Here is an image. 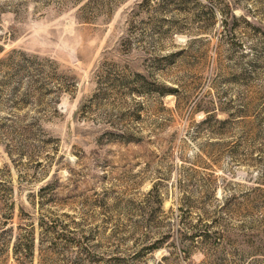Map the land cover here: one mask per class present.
Returning <instances> with one entry per match:
<instances>
[{"label": "rangeland", "instance_id": "rangeland-1", "mask_svg": "<svg viewBox=\"0 0 264 264\" xmlns=\"http://www.w3.org/2000/svg\"><path fill=\"white\" fill-rule=\"evenodd\" d=\"M0 264H264V0H0Z\"/></svg>", "mask_w": 264, "mask_h": 264}, {"label": "trees", "instance_id": "trees-1", "mask_svg": "<svg viewBox=\"0 0 264 264\" xmlns=\"http://www.w3.org/2000/svg\"><path fill=\"white\" fill-rule=\"evenodd\" d=\"M140 76H143L142 74H138ZM158 91L163 94V93H168V92H171V93H174L176 91L175 88H170V87H166V86H159L157 87Z\"/></svg>", "mask_w": 264, "mask_h": 264}]
</instances>
